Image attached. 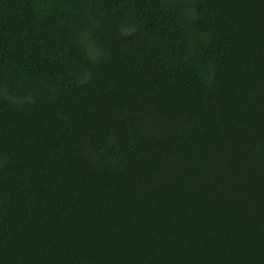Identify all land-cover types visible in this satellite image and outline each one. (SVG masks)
Listing matches in <instances>:
<instances>
[{
	"label": "trees",
	"instance_id": "obj_1",
	"mask_svg": "<svg viewBox=\"0 0 264 264\" xmlns=\"http://www.w3.org/2000/svg\"><path fill=\"white\" fill-rule=\"evenodd\" d=\"M0 264H264V0H0Z\"/></svg>",
	"mask_w": 264,
	"mask_h": 264
}]
</instances>
